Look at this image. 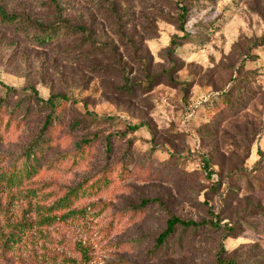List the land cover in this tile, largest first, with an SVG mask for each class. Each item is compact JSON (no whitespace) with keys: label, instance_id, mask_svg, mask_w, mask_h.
I'll list each match as a JSON object with an SVG mask.
<instances>
[{"label":"rangeland","instance_id":"1","mask_svg":"<svg viewBox=\"0 0 264 264\" xmlns=\"http://www.w3.org/2000/svg\"><path fill=\"white\" fill-rule=\"evenodd\" d=\"M0 6L20 16L0 24V98L17 90L0 127V264H264V0ZM26 18L81 27L106 47L72 32L45 46L24 35ZM61 97L45 163L87 142L90 159L11 179L48 114L42 104ZM116 167L123 176L104 175ZM70 190L74 205L51 212ZM168 213L218 229L181 241L178 231L155 251Z\"/></svg>","mask_w":264,"mask_h":264},{"label":"trees","instance_id":"2","mask_svg":"<svg viewBox=\"0 0 264 264\" xmlns=\"http://www.w3.org/2000/svg\"><path fill=\"white\" fill-rule=\"evenodd\" d=\"M49 2H53V0H48ZM186 18V9L184 6L180 7V15L178 17V27L179 31L184 33V23ZM24 25V35L27 37H31V39L38 41L39 43L45 46H51L53 43L65 38L66 34L69 32L74 34H82L85 39L97 49H104L106 46L97 44L92 40L90 35L85 31V29L81 27L69 28L62 25H54L49 27H44L38 23H32L29 19H25ZM20 22V16L16 14L8 13L4 7L0 6V24L12 26L16 23ZM184 37H188L187 34H184ZM148 86L142 85V89H147ZM17 90L13 88H9L4 86V95L0 98V127L4 121V114L7 111V106L9 100L12 96L16 95ZM57 99V98H56ZM54 98H49L45 101L42 106L46 109L47 115L44 117L43 122L39 126V130L33 140L30 142L29 146L25 150L21 159H18V162H15L13 167V176L11 179L16 180H32L38 177L43 176L47 172L51 171H62L67 167L69 170L75 169L76 167H80L79 165L83 164L87 160L90 159V154L93 149H91V143H80L77 145L76 150L73 151V154L70 157L62 156L58 157L55 160L50 161L49 163H45V158L50 152L53 141L56 139V135L58 134V129L62 128V122L64 119L63 106L65 105V97H61L63 100L60 103L58 100ZM229 105V104H228ZM230 106V105H229ZM8 125V122H7ZM110 144L107 143L106 149L110 151ZM71 162V164H69ZM120 166L122 164L120 163ZM119 166V167H120ZM109 170L104 175L112 176L113 173H116L119 176H123L125 172L124 169L117 170ZM118 176V177H119ZM76 191L70 190L68 192H64L61 198L52 206L51 212L54 214H59L60 212L65 211V209L70 208L74 205L75 202V193ZM72 193H75L73 195ZM146 203V202H145ZM144 202L142 205L145 204ZM72 213V212H70ZM71 215V214H70ZM65 214L59 216L60 218H64ZM49 221H56V218H49ZM217 230L218 224L215 221H202L195 222L191 220L181 219L171 213L167 214V218L165 220V229L157 236L155 239V251L163 250L166 252L169 247V243L174 241V237L181 231V236L177 238L179 241L182 240L183 233L192 231V233H196L200 230ZM221 252H224V248H221ZM155 253V252H154ZM219 264H236L234 260L222 261L221 259L217 260Z\"/></svg>","mask_w":264,"mask_h":264}]
</instances>
